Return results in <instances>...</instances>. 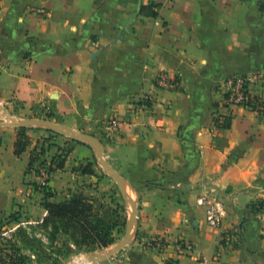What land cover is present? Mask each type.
Wrapping results in <instances>:
<instances>
[{
	"label": "crops",
	"instance_id": "0c3cea01",
	"mask_svg": "<svg viewBox=\"0 0 264 264\" xmlns=\"http://www.w3.org/2000/svg\"><path fill=\"white\" fill-rule=\"evenodd\" d=\"M151 5L156 17L143 13ZM164 72L179 78L177 90L158 87ZM247 73L264 76V0H0V111L96 139L137 199L130 243L96 264H264V207L256 209L264 203V114L239 109L226 130L215 122L225 116L218 83ZM114 117L122 124L109 133L103 126ZM10 124L0 121V223L18 213L30 232L48 233L43 201L40 218L23 219L40 195L28 185L32 150L45 146L46 165V155L49 165L63 160L49 180L53 203L98 197L97 157L77 140L70 153L50 154L38 134L51 133L38 127L17 156ZM206 194L225 205L221 229L198 205ZM21 230L29 234L20 228L9 239L18 247ZM156 240L162 248L150 249ZM179 243L193 251H177Z\"/></svg>",
	"mask_w": 264,
	"mask_h": 264
},
{
	"label": "trees",
	"instance_id": "16d2710c",
	"mask_svg": "<svg viewBox=\"0 0 264 264\" xmlns=\"http://www.w3.org/2000/svg\"><path fill=\"white\" fill-rule=\"evenodd\" d=\"M157 8L155 5L147 7L143 13L151 14L153 17L157 13L151 9ZM221 117V118H220ZM223 117V118H222ZM218 128L222 130L230 129L232 118L229 116H219L215 118ZM32 128H17V140L15 143V154L21 156L31 145L28 131ZM53 137L58 135L48 130ZM46 153L45 146L36 147L31 152V158L28 166V173L36 167V165L45 167L46 163L41 161V156ZM61 157V156H59ZM57 157L53 163L47 168L51 175L55 169L63 167V160ZM59 158V159H58ZM61 160V161H60ZM57 163V168L53 164ZM92 166V165H90ZM90 173L94 174L93 170ZM44 200L42 205L48 212L47 217L43 221V227L50 229L48 232L50 246L53 248L63 249H81L82 246H89L90 249L86 253H94L96 251L108 248L116 243L119 236L123 234V229L127 224V216L124 205L120 204L112 195L110 203H107V192H104L100 198H91L87 196H78L61 203L50 202L53 192L48 186L44 189ZM108 205H115L110 208ZM256 209L264 207V203L259 202ZM21 220V215L14 213L9 217V224L17 223ZM121 221V222H120ZM1 224V223H0ZM26 235L24 230L19 231ZM65 238V239H64ZM10 243L0 236V264H29L30 259L22 250L16 246H8ZM11 251L10 254L4 252V248ZM60 250H58L60 252ZM82 252V251H80Z\"/></svg>",
	"mask_w": 264,
	"mask_h": 264
},
{
	"label": "built area",
	"instance_id": "2783aa9c",
	"mask_svg": "<svg viewBox=\"0 0 264 264\" xmlns=\"http://www.w3.org/2000/svg\"><path fill=\"white\" fill-rule=\"evenodd\" d=\"M40 13L43 14L45 12L40 11ZM156 83L158 87L166 91H174L180 87L179 78L171 75L169 72L162 73L157 78ZM263 85L264 76L259 73L234 75L220 81L217 87L218 92L221 94L219 106L225 113V116L233 118L235 112L239 109L257 114H264ZM219 116L221 115H216V117ZM121 124V120L114 117L105 122L103 127L107 132L113 133L121 127ZM31 174L35 177V183L38 185V191L44 192V189L49 186L50 174L48 170L45 167L36 165V167L31 171ZM31 191L34 192L33 187ZM28 193H30V190ZM197 202L199 206L204 207L206 210L208 225L214 229H221L226 217V208L224 203L208 194L200 196ZM20 228L27 229L29 234L32 233L24 222H17L14 224H5L2 228L0 236L5 240H9L12 238V234ZM33 234L45 243L46 237L43 232H36ZM148 247H150V249L159 250L162 248V243L157 240L152 241L148 244ZM176 250L179 252H192L193 246L191 244L179 243L176 246ZM29 256L32 260L36 259L34 254L30 253Z\"/></svg>",
	"mask_w": 264,
	"mask_h": 264
},
{
	"label": "rangeland",
	"instance_id": "374dc122",
	"mask_svg": "<svg viewBox=\"0 0 264 264\" xmlns=\"http://www.w3.org/2000/svg\"><path fill=\"white\" fill-rule=\"evenodd\" d=\"M5 108L3 105L0 104V108ZM10 115L12 117H14V119L16 118L15 116H13L11 113ZM19 120V118H16ZM34 119H43V118H34ZM47 119V118H45ZM26 120H30V119H26ZM51 122H53L50 119H47ZM0 121L2 122H7V123H11V121L5 117L4 112L0 111ZM21 121V120H19ZM39 137H41V140L46 141L47 145L52 149L50 154H52V152L58 151L60 153L58 154H65L66 152L70 153L71 149V143L72 141L70 140H74V138L72 137H68L70 139H68L69 141L65 142V138H61V137H53L51 134L49 135L47 132H40L38 134ZM87 146H89L87 144ZM59 148V150H58ZM90 150H92V153L97 157L95 151L93 150V148L90 146ZM48 157V163L45 167H49V161H51V156L46 155L44 158ZM107 160V158H106ZM46 161V162H47ZM97 161L99 163V160L97 158ZM108 161V160H107ZM24 161H19L18 165L16 166V170L18 172L17 175V180L19 181L22 177L20 174V170H21V166L23 165ZM109 162V161H108ZM99 170L101 172V179L104 180V183L102 185L99 186L100 191L96 193V196H98L97 198H100L101 195L104 192H107V197L106 201L107 203H110V197L113 195L114 198L122 205L125 206L126 208V213L122 216H127V218L129 219L131 216V213L134 211V208L129 205L126 204L125 201L123 200L121 193L118 189V185L116 184V182L114 181L113 177L110 175H108V173L103 169V167L101 166V164L99 163ZM51 176V175H50ZM22 182V180H20ZM50 182V181H49ZM85 184V183H84ZM82 186H78V190L82 189L83 187H85V185ZM25 187V184H22ZM29 186L34 188V193L38 192V185L35 182H29L28 183ZM52 190V188H51ZM85 191V190H84ZM92 192V191H91ZM59 193V192H58ZM88 193V192H86ZM54 194V193H53ZM57 194V192H56ZM132 198H130L131 200H133L134 202H137V199L135 198L134 193L132 194ZM56 196L55 194L53 195V197ZM130 197V195H128ZM44 193L42 191H40V195H34L31 197V199L29 200L30 205L29 207H27V211L24 212L25 216H23V219H30V218H40L41 216V205L40 202L44 200ZM52 199V198H51ZM110 208H112V206L115 208V205H108ZM22 214V213H21ZM28 214V217H26ZM127 219V221H128ZM9 217H7L2 223L1 225L4 226L5 224H9ZM121 222V221H120ZM127 229V224L125 226V228L123 229V234L120 237V240L123 238V236L125 235ZM34 232H36L34 230ZM44 235L46 236V240L45 243L42 242V240H40L39 238H37L36 236H34L33 233L31 234H27L24 235L22 233L18 232V237L21 239V245L19 246V248L22 250V252L25 250L26 252H23L25 255H27L29 257V254H34L36 256V259L32 260L30 257V262L29 264H77L78 260L80 259H86L92 255V254H99V253H103L107 250L110 249H105V250H101V251H97L94 253H86V251L88 249H90L89 246H82L81 249H63L60 250L59 248H53L52 246H50V241H49V235L48 233H44ZM65 239V238H64ZM9 241V245L8 246H15L17 243L16 241L13 240H8ZM15 244V245H14ZM18 246V244L16 245ZM60 250V252L58 251ZM82 251V252H80ZM88 263V262H87ZM89 264V263H88ZM92 264H96V263H92Z\"/></svg>",
	"mask_w": 264,
	"mask_h": 264
},
{
	"label": "water",
	"instance_id": "95a60500",
	"mask_svg": "<svg viewBox=\"0 0 264 264\" xmlns=\"http://www.w3.org/2000/svg\"><path fill=\"white\" fill-rule=\"evenodd\" d=\"M0 109H2V108H0ZM5 114L7 115L6 111H5ZM7 117L9 120H11L10 125H13L15 127H18V128H21V127H23V128H32V127L44 128L46 130H50L51 132H53L57 135L70 136V137L74 138V140L88 144L89 146H91L95 150V152L97 154V158L99 160V163L101 164L103 169L109 175H111L114 178V180L116 181V183L118 185V189L121 193L123 200L125 201L126 204L132 205L134 208V211L131 213V216L127 221V229H126L125 236H124L123 240L111 251H108V252H105L102 254L90 255L87 258V262L88 263H99L102 261H106V260L112 258L113 256H115L116 254H118L121 250H123L130 243L131 235H132V229H133V226H134V224L137 220V216H138V206H137L136 202L132 201L128 197L126 189H125V183H124L123 178L115 171V169L106 160L102 145L96 139L92 138L91 136L76 132L68 126H65L62 124H57V123L51 122L47 119H30V120L18 121V120H15L8 115H7Z\"/></svg>",
	"mask_w": 264,
	"mask_h": 264
},
{
	"label": "bare ground",
	"instance_id": "6f19581e",
	"mask_svg": "<svg viewBox=\"0 0 264 264\" xmlns=\"http://www.w3.org/2000/svg\"><path fill=\"white\" fill-rule=\"evenodd\" d=\"M132 206V205H131ZM133 207V206H132ZM77 264H88L87 263V260L84 258V259H80L78 260Z\"/></svg>",
	"mask_w": 264,
	"mask_h": 264
}]
</instances>
